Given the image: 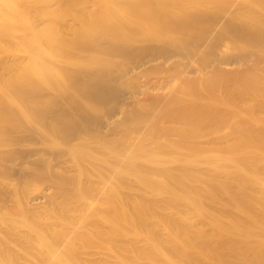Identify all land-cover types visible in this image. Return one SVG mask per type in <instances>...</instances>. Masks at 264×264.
Returning a JSON list of instances; mask_svg holds the SVG:
<instances>
[{
  "label": "bare ground",
  "instance_id": "bare-ground-1",
  "mask_svg": "<svg viewBox=\"0 0 264 264\" xmlns=\"http://www.w3.org/2000/svg\"><path fill=\"white\" fill-rule=\"evenodd\" d=\"M3 1L6 3L0 6V40L2 41V43L0 41V52L4 51V46L7 44L13 50L18 48L17 52L21 57L11 59L14 61V65H17L8 66V78L15 84L13 92L23 104L20 105L18 113L27 123L28 121H37V125L36 128L32 127L33 129H31L28 128L31 126L30 122L28 127L22 126L23 123L19 119L17 121L21 124L16 122L12 108L11 111L6 108V104L11 103V107L16 103L0 90V148H9L4 152L0 149V177L7 174L16 179L15 186L13 185L14 187H10V189L0 186V206L13 204V202L19 204V198L22 199V196L26 194L28 196L25 198V204L34 208L48 204L47 200L51 202L50 205L59 199L61 205H69L70 209L73 207V210H77L76 206H80L81 209L82 206H85L87 210L91 211L90 213L98 214L93 220L95 223L92 224V221L89 220L91 227L94 226V228H90V225L87 228L88 220L84 222L87 214L84 213L86 215L83 218L82 211H79L82 212L81 215L74 212L76 216H73L75 218L81 216L83 224H86L81 228L92 230L89 231L92 232L90 234L86 231L83 233L79 226V229L74 225L75 228L71 227V223L74 221L68 220L69 216L67 217L65 212L64 216L61 213L64 219L59 218L58 220V217L56 219L53 217L55 210H47L49 217L46 213L47 216L44 215L46 220H52L53 217L60 223L65 221L62 226H56L59 229L56 233L54 232L56 227L49 229V226L47 227L42 222L41 218L45 220L44 217L37 216L33 212L35 216L32 215L33 217L29 218V208L26 209L23 205L20 208V213L26 221L22 225L28 228V232L37 233L41 243L40 248L33 251L29 246L30 237L27 238L25 236L28 235L22 233L25 235H23L24 243L21 244L20 241L19 243L24 245L26 255L29 254L28 257H31L32 254L34 257V254L38 253L37 256L35 255V258H39L35 259L38 260L37 264H46L47 258L55 257V250H59L58 247L61 249L59 245L63 243L65 246L66 234L64 233L71 227L75 231L76 228L78 229L77 234L73 229V232L70 230L71 238L74 239V235L80 243L76 240L73 243L72 239L73 246L71 244V247L68 245L69 248H67L66 245L65 252L66 254L72 252L73 255L77 253L76 256L79 254L81 257L83 255L84 259L83 257L79 258L78 255V257L73 256L74 261L70 260L72 257H66L62 262L61 255V258H54L57 264H111L112 259V264H145V262L148 264H195L190 262L191 254L198 255L205 264H264V199L260 197L264 196L261 195L264 194V159H262L264 157L255 160L251 156L253 153L261 156L264 154V151L259 150L261 147L264 149V133L252 130L254 134H243L244 138L240 137L241 135H236L234 136V138L236 137L235 143L240 140L236 146L232 141L233 146L228 144L223 149L218 147L215 149L212 146L209 147V150L206 149L201 153L198 152L195 145L197 141L194 144L193 139L198 136L196 133L203 128H198L201 123L199 121L202 123L206 121L204 119L206 116L202 118L204 120H200L198 114V117L195 114L198 112L191 110L194 115L191 114L190 109L188 110L190 113L184 110L190 106L191 109H194L196 108L194 105L197 104L199 106L198 102L195 103L197 101L195 99H199L208 104L200 103V106L203 104L201 107L205 112L206 109H209L206 108L209 104L216 102L217 99L220 100L217 98V94H214L216 97L213 96L217 98L216 100L213 98L210 100L209 96L211 97L214 91L216 93L222 91L228 98L238 101L240 107L243 104H245L243 107H248L247 105L253 103L258 108H256L259 110L258 113L264 114V0H83L95 4L98 2L100 8L97 12L88 6L85 7L81 0L72 2L66 0L69 5L71 4V8L66 7L68 4L65 6L58 2L49 5L43 0ZM80 13L85 17H78L77 14ZM70 17L73 18L74 25L69 23L68 18ZM32 18L38 22L36 26H42L41 29L33 27L30 23ZM145 23L149 26L147 29L143 28ZM23 31L26 32V35L22 33ZM68 36H71V39L67 38ZM66 48H69L70 51L65 55L61 54L60 51ZM47 65L53 66V69L45 67ZM141 71L147 72L144 79L137 75V72ZM218 72L219 76L220 72L229 75L227 82H223L224 85L221 83L223 87L217 83L221 78L213 79ZM53 79L57 80L58 84L62 83L58 89L52 88L50 82ZM157 81L159 82L157 89H150L151 84H157ZM188 81L195 82L190 85L193 86L192 88L184 87V83H189ZM35 82L45 83V86L38 85L39 88L42 87L39 89ZM134 86L139 87V92L133 90ZM179 94H182L183 97ZM205 98L207 102L204 101ZM221 99L223 100V97ZM90 104L95 109L89 113L85 110L89 108ZM177 104L179 106H176ZM205 105L206 107H204ZM175 106L177 110H180L182 106L184 115L182 110H180L181 113L177 111L171 114L170 108ZM222 109L220 107V110ZM234 109L229 113H234L236 111ZM256 109L254 110L257 111ZM208 111L209 117L207 116L206 119L210 120L212 112ZM177 113L180 114L177 115ZM175 115L179 118H188L193 115L195 116L194 120L197 118L199 120L193 122V117H191L192 121L190 122L193 123H188L187 127L183 125V122V124L180 123ZM118 116L128 122L132 120V126H127L129 130L117 128L120 126L119 122L122 121H118ZM216 116L215 113L211 119L216 121L214 129L218 130L219 121L214 119ZM233 116H237V114H233ZM146 118L151 120L149 125H152V127L150 126L152 129H147L148 131L145 127L142 128V123ZM152 119H154L153 122ZM213 121L211 123L215 124ZM128 122H126L127 125ZM262 125L260 124L261 127ZM213 126L211 125V127ZM132 132H137L138 135H136L137 138L140 135L139 138L132 137L135 139L130 140ZM222 132L225 134V131ZM175 134L182 139L179 143L177 139H172L176 138ZM170 135L172 140L169 138ZM212 135L214 139L216 134ZM219 135L217 137L221 138ZM223 137L225 136L222 135V139ZM31 140L42 142L43 147L45 146L44 150L46 148L50 158L32 159L27 158L26 154L25 157L18 147ZM173 141L175 144H179L175 145L176 147H179L182 142H189L187 144L189 148H184L182 145V149L187 148V150L180 152L182 154L188 151L189 155L186 153L188 160L179 159L185 158V156H176L173 155L174 153L173 157L168 156V151L172 149L180 154L181 147L177 150L172 146L174 143L171 144ZM225 142L223 144H226ZM250 143L255 148L254 151H249ZM115 144H118L117 147ZM153 144L158 146L157 151L154 150ZM90 145L103 146L105 152L94 157L93 154L88 153V150H91ZM218 145L217 143L216 146ZM220 145H222L221 142ZM102 150L104 151V149ZM204 152L207 155V160H201V158H206ZM27 153L30 154L29 150ZM199 153L203 154V157ZM42 155L40 154V156ZM177 157L179 158L177 159ZM172 163L176 165L172 166ZM142 165L149 167L157 176V184L160 183H158V177L167 180L171 190H168V196L160 200L159 204L152 201V206H137L140 210H137L136 206H130L132 212H125L129 215L132 213L131 216L134 215L135 225L138 224L140 231L151 230L150 227L153 225L149 222L151 219L155 220V229L161 227L166 231L163 238L158 235V231L154 233L153 228L151 233L153 232L155 237L158 235L157 239H150L152 234L148 240V248L145 246L146 249L143 247L139 251L137 245L135 246L138 247L137 250L133 249L135 248L132 245L134 236L131 241L133 248L127 239L132 233L127 229L129 215H124L126 216H123L124 218L121 216L123 218L121 226L126 227V229L125 227L122 229V232L127 230L128 233L124 232L120 235L118 232L120 226H117V221L120 218L119 206L112 203L119 208L116 212L108 204V212L105 209L103 210L106 212H103L99 204L109 203L105 202L109 195L119 197L120 199L116 200L118 202H121L122 199L126 200L127 198L123 197H127V193L126 190H123L127 187L129 181L126 182V178L130 175L138 176L134 178H137L138 182H142L139 188L143 191L146 190L145 186L149 183L144 184L143 182L146 183L147 180L142 181L139 175H136ZM57 167L61 168L63 173L61 171L57 173L59 171L56 170ZM257 170L262 172V176L258 174ZM73 172L74 174L70 175ZM44 175L48 176L53 185L49 181L51 186H44L41 178L42 189L27 194V188L29 190L35 188H30L27 183ZM58 177L60 178L58 179ZM48 179H45V176L43 178V180ZM116 181L121 182L120 190L117 188L119 185H116L118 183ZM115 182L116 184H113ZM178 185L185 186L184 190L188 188L187 192L185 193L183 190V193H180V190L178 192V187L182 188ZM149 189L156 191V193L153 192L155 196H163V194H159L158 189L149 187L147 188L148 193ZM165 189L167 188L165 187ZM109 191L111 194L108 195ZM122 192L125 195L122 196L120 194ZM19 193H22L20 197ZM102 193L106 194V199H102L104 201L100 200ZM150 194L153 196L151 192ZM142 195L145 194L142 193ZM50 197H52L51 200ZM124 202L120 203L121 208L129 206V201L128 203ZM72 203L76 206H71ZM215 203L235 210L246 219V222H236L228 216L216 212L213 206ZM134 207L135 212L137 210L140 213H133ZM72 209V212L66 210L71 213V216ZM124 211L123 208L120 210V212ZM164 211H171L173 215L170 218L164 217ZM2 216L1 214L0 222L3 220ZM88 216L92 218L90 214ZM100 220H104L101 222L102 224L108 222V226L100 229L96 226ZM193 220H198L203 224L195 225L198 221L192 222ZM11 222L14 223V221ZM132 223L129 227L131 230L134 229L132 228L134 221ZM7 225L6 228L9 226V229L12 230L9 235L7 234L8 236H12L10 235L13 234L12 232H18L16 231L18 226ZM205 225L211 228L210 231L204 229ZM45 226L49 229L48 231L56 233L55 243L47 242L45 245L44 239L47 231ZM104 229L105 231L108 229V232L104 233ZM62 230H65L64 233ZM96 233L98 234L94 237L96 240L94 238L93 240L98 247L95 246L96 243H93L92 246V240L91 243H87L88 240L87 244H84L86 239L83 238L84 236L90 238V235ZM125 233L127 236L124 235ZM142 234L144 233L141 232V235H138L141 237ZM122 236H125L124 239ZM0 239L2 240V243L0 242V264H27L26 260L29 264L31 259L34 260L33 257L31 259L26 257L22 263L25 257L22 255L23 251L18 250L21 256H17L18 254L16 255L12 250L17 244L13 243L15 244L13 245L12 242L9 244L10 240L8 241L6 233L1 234ZM118 239L120 240L117 241ZM121 239L123 240L121 241ZM142 239L145 238L142 237ZM63 240L64 242H62ZM34 241L36 240L34 239ZM58 242L61 244L58 245ZM89 244L91 245L88 246ZM7 246L9 250H7ZM18 248L20 249V247ZM14 249L16 250V247ZM77 249L81 252L79 250L75 252ZM5 251H11L13 254L9 252V255ZM227 252L233 253V257L229 256ZM92 253L95 254V257L98 254L97 257L102 261L96 260L92 263L90 260V257L93 259ZM20 258H22L21 261ZM30 264H33V261Z\"/></svg>",
  "mask_w": 264,
  "mask_h": 264
},
{
  "label": "rangeland",
  "instance_id": "rangeland-1",
  "mask_svg": "<svg viewBox=\"0 0 264 264\" xmlns=\"http://www.w3.org/2000/svg\"><path fill=\"white\" fill-rule=\"evenodd\" d=\"M43 1H45V2H47L49 5H51V4H56L57 2L59 3V4H64L66 7H68L69 6V8H71L70 6H71V4L69 5V3H67V1L66 0H59V1H54V0H43ZM71 2L73 1V0H70ZM74 1H77V0H74ZM83 3V5L85 6V7H89L91 10H94V11H98L99 10V8H100V6L98 5L99 3L97 2V4H95V3H93V2H90V1H83V0H81ZM4 3H6V2H4L3 0H0V6H2ZM84 14H82V13H80V14H77V16L78 17H82V18H84L85 16H83ZM100 15H102V14H100ZM101 17V16H100ZM69 19V23L71 24V25H74V23H73V18L72 17H70V18H68ZM30 23L33 25V27H35V28H37V29H41L42 28V26L40 27V26H36L37 24H38V22L37 21H35V19H31L30 20ZM144 27L143 28H145V29H147L149 26L147 25V23H145L144 25H143ZM34 29V28H33ZM24 35H26V32H22ZM67 38H69V39H71V36H68ZM1 41V40H0ZM1 43H2V41H1ZM17 50H18V48H16L15 50H13L8 44L7 45H5L4 46V51L3 52H0V90L3 92V93H5L7 96H8V98L10 99V100H12L14 103H16V105H13V106H11L10 107V104L11 103H9V105L8 104H6V108L7 109H9L10 111H11V108H12V110L14 111V112H12L13 113V116H14V119H16V122H18V123H23V124H21L22 126H29V124L31 125V126H29L28 128H31V129H33L32 127H35L36 128V125H37V121L35 122V121H28V123H27V121L24 119V118H22L23 116L22 115H20L19 113H18V111H19V109H20V105H23L22 104V102H21V100H18V98L16 97V95L14 94V92H13V86L15 85V84H13V81H10L9 80V78H8V66H11V67H13V66H16V65H14L15 63H14V61H12V60H14V59H16V58H19V57H21V55L20 54H18V52H17ZM62 51V52H61ZM60 51V53L61 54H63V55H65V54H67L70 50H69V48H66V49H62ZM12 59V60H11ZM17 61H20V60H17ZM16 61V62H17ZM4 66V67H3ZM45 67H47V68H51V69H53V66H50V65H47V66H45ZM3 68V69H2ZM138 74V77H140V78H145V76H146V73H145V71H141V72H137ZM217 74V73H216ZM220 76H219V72H218V74H217V76H215L214 75V77H213V79L215 80V77H217V79H220L221 78V80L220 81H217V83L221 86V83H226L227 82V77H229V75H227L226 73L223 75L221 72H220ZM142 76V77H141ZM225 77V78H224ZM143 78V79H144ZM12 80V79H11ZM16 82V81H15ZM189 83H184V87L185 88H192L193 86H190V85H192V84H195V82H193V81H188ZM17 83V82H16ZM36 84H37V87H38V85L39 86H41V85H44L43 83H41V82H35ZM224 83H223V85H224ZM18 84V83H17ZM50 84L52 85V88H54V89H58L59 87H60V85L62 84V83H60L59 82V84H58V81L57 80H55V79H53V80H51V82H50ZM187 85V86H186ZM223 85L221 86V87H223ZM45 86V85H44ZM43 86V87H44ZM159 86V82L157 81V84H151V87H150V89H152L153 90V88H156V87H158ZM189 86V87H188ZM39 88V87H38ZM40 88H42V87H40ZM39 88V89H40ZM137 89V90H136ZM157 89V88H156ZM133 90H135V91H138L139 92V87L137 88V86H134L133 87ZM178 94V93H177ZM214 94H217V98H220V100L219 99H217V98H215L216 97V95H214ZM180 96H182L183 97V95L182 94H179ZM178 95V96H179ZM179 96V97H180ZM213 96H215V97H213ZM181 97V98H182ZM223 97V100L221 99ZM210 98H213L214 100H216L217 99V101L216 102H213L212 104H209V106H207L206 107V105H208V104H206L205 102H203V101H201V100H199V99H195V100H197V101H195V103H199V106H198V104L197 105H194V107L196 106V108H197V106H198V108H199V110H198V108H197V111L195 110L196 108H194V109H191L190 107V102L188 103V105L190 106H187V107H189V108H185L184 110H185V112L187 111V113H190L191 112V114L193 113L192 111L194 110L195 112H198V113H195L196 114V116H197V114H198V118H201L200 120H206V121H204L203 123H202V121H199V122H201L200 123V125H199V127L198 128H200V127H203V128H201L200 130L201 131H199L200 133H201V136H200V133L199 132H197L196 134H198V136L197 137H195V139H193V141H194V144L196 143V141H197V143L195 144L196 145V147L198 148L197 150H198V152H201V153H203L202 151H206V149H208L209 150V147H218V148H220V149H223V148H226L227 146H228V144H229V146H233V144L235 143V138H234V136H240V137H243L244 138V135L243 134H254L253 132H252V130H257V131H255V132H262V133H264V131H261V129H264V125H262V124H264V119H262V118H264V117H262V116H264V114H262V113H258V111L259 110H257L258 108L257 107H255L254 105H253V103H247V104H249V105H247L248 107H243L245 104H243V106L241 105V107L239 106L240 105V103L238 102V101H236L235 99H231V98H228L227 96H225V94L221 91V92H219V93H216V91H214V93H212V95H211V97L209 96V99ZM228 100H227V99ZM224 99H225V101H224ZM211 100V99H210ZM219 100V101H218ZM200 101V102H199ZM204 101H206L207 102V99L205 98V100ZM224 101V102H223ZM193 102V101H192ZM201 102H203V104L205 103L206 105L204 106V107H206V108H209V109H206V111L204 112V110H202V107L201 106H203V104L200 106V103ZM221 103V104H217V103ZM226 103L225 105L223 104V103ZM236 102V103H235ZM216 103V104H215ZM185 104V103H184ZM184 104H182V105H184ZM192 104V103H191ZM230 104V105H229ZM236 105V106H235ZM253 105V106H252ZM176 106H179L178 104L176 105ZM175 106V107H176ZM213 106V107H212ZM231 108H230V107ZM88 107L89 108H87V110H85V111H89V113L90 112H93L94 111V109H95V107L93 108L92 107V105L90 104V105H88ZM91 107H92V109H91ZM175 107H171L170 109V113L171 114H173V113H175V112H177V111H180V110H182V113L184 112L183 111V109H182V106L180 107V110H177V107L175 108ZM204 107H203V109H204ZM218 107V108H217ZM220 107H221V109L222 108H226V109H228L227 111H225V110H220ZM234 107H235V109H234ZM239 107H240V110H239ZM243 107V108H242ZM253 107H254V109H256L257 111H255L254 109H253ZM15 110H14V109ZM179 108V107H178ZM211 108V109H210ZM212 108H214L213 110H212ZM216 108V109H215ZM232 110H230V109ZM247 110H246V109ZM91 109V110H90ZM190 109V110H189ZM218 109H219V111H218ZM233 109L234 110H236L234 113H229V111L230 112H233ZM249 109V110H248ZM93 110V111H92ZM188 110L190 111V112H188ZM192 110V111H191ZM208 110H211V112H212V115L214 116V114L216 113L217 114V116L214 118L215 120H217V121H219L218 122V124H217V129L218 130H215L214 129V127H215V125H216V121L214 122L212 119H213V117H212V115H211V117H210V120H208V118L206 119V117L208 116L209 117V113L208 112H210V111H208ZM200 111V112H199ZM203 111V112H202ZM208 111V112H207ZM184 112V113H185ZM14 113H15V115H14ZM180 113H181V111H180ZM180 113H177V115H179ZM184 113H183V115H184ZM194 114V113H193ZM194 114V115H195ZM200 114V115H199ZM233 114L234 115H236L237 114V116H233ZM242 114V116H240ZM261 114H262V116H261ZM18 115H20V116H18ZM189 115V114H188ZM188 115H187V117H188ZM238 115H239V117H238ZM176 116V115H175ZM206 116V117H205ZM16 117V118H15ZM18 117V118H17ZM177 117V116H176ZM191 117H193V122H195L196 120H199L197 117V119L196 120H194V118H195V116H193V115H190L188 118H183V117H180V118H183V119H180L179 117H177V120L178 121H180V123H182L183 125H185V126H187L188 127V125L189 124H191V123H193V122H190V121H192V119H191ZM205 117V118H204ZM21 118V119H20ZM122 117H117V119H118V121H121V122H119L120 123V126L119 127H117V128H119L120 130H129V128L128 127H131L132 126V120H131V122L129 121H125V119L124 118H122ZM159 118H161V117H159ZM159 118L157 119L158 121H159ZM202 118H204V119H202ZM212 118V119H211ZM218 118V119H217ZM19 119V121H17ZM120 119V120H119ZM124 119V120H123ZM149 118H146L144 121H143V123H142V128H146V130L147 129H149V130H151L152 128V125H149V123H151L150 121V119L148 120ZM162 119V118H161ZM191 119V120H190ZM261 120H262V123H261ZM154 121V119H152V122ZM157 121V123H159ZM211 121H213L215 124H213V123H211ZM26 122V123H25ZM126 122H128V125L126 124ZM161 122H162V120H161ZM156 123V124H157ZM189 123V124H188ZM27 124V125H26ZM144 124H145V126H144ZM260 124L262 125V127L260 126ZM126 125V127H124ZM130 125V126H129ZM147 125V126H146ZM158 125V124H157ZM161 125H163V124H161ZM160 125V126H161ZM211 125H214L213 127H211ZM128 126V127H127ZM151 126V127H150ZM210 126V127H209ZM124 127V128H123ZM207 127V128H206ZM121 128H123V129H121ZM127 128V129H126ZM211 129V130H209V129ZM203 129V130H202ZM221 130V131H220ZM148 131V130H147ZM211 131H213L212 133H210L211 134V136H209L210 134H209V132H211ZM222 131H225V134H227V135H225V134H223V132ZM221 133V134H220ZM133 134H135V135H133ZM138 135V133L137 132H132V133H130V135H132L131 136V138H130V140H134L135 138H132V137H136V139H138L139 138V136H138V138H137V135ZM173 134V133H172ZM212 134H216L215 136L216 137H214V139L212 138L213 137V135ZM220 134V135H219ZM239 134V135H238ZM246 134V135H247ZM204 135V136H203ZM220 136L221 138H218L217 136ZM222 135H224L225 137H223V139H222ZM174 136V135H173ZM175 136H176V134H175ZM228 139H230V140H228ZM110 138V137H109ZM170 139L172 138V136L170 135V137H169ZM217 140H216V139ZM232 138H234L233 140H232ZM238 138V137H237ZM111 139V138H110ZM173 140H175V139H177L178 140V143H179V141H181L182 139H180V138H178L177 136H176V138H172ZM171 139V140H172ZM219 139V140H218ZM222 141H221V140ZM227 139V140H226ZM1 140V139H0ZM113 140V139H112ZM191 140V139H190ZM32 141V142H31ZM30 142H27V143H25L24 142V144L22 143L19 147H18V149L23 153V155L26 157V155H27V158L28 157H30V158H32V159H37L38 157L39 158H41V159H47V158H50L48 155V153L46 152L47 150H46V148H45V150H44V147H43V144H42V142H40L39 143V141L38 140H31ZM38 141V142H37ZM170 141V140H169ZM192 141V140H191ZM210 141H211V143H212V145H211V143H210ZM221 142V144L222 145H220V142ZM226 143V144H223L224 142ZM232 141H234V143H232ZM1 142V141H0ZM175 142H177V141H175ZM229 142V143H228ZM237 142H238V140H237ZM236 142V143H237ZM239 142H240V140H239ZM239 142H238V144H239ZM171 143V142H170ZM174 143V141L171 143V144H173ZM177 143V144H178ZM189 142H182V144L179 146V147H181L182 145L184 146V148L185 147H187V148H189L188 146H187V144H188ZM219 144L218 146H216V144ZM232 145H231V144ZM234 144L235 146L237 145V144ZM128 144H129V142H128ZM170 144V145H171ZM177 144H173L172 146H174L177 150H178V148L179 147H176L177 146ZM117 145L118 144H115V147H117ZM124 145H126V144H124ZM176 145V146H175ZM179 145V144H178ZM215 145V146H214ZM227 145V146H226ZM91 147V150H88V153L90 154V155H92V156H94V157H96V156H99L100 154H102L103 152H105V147H103V146H99V145H96V146H94V145H90ZM99 146V147H98ZM120 146V145H119ZM150 146H152V145H150ZM182 146V147H183ZM208 146V147H207ZM221 146V147H220ZM42 147V148H41ZM96 147V148H95ZM153 147H154V150H158V146L157 145H155V144H153ZM152 147V148H153ZM182 147H181V150H179V153L180 152H184L183 150H187V148L186 149H182ZM249 151H254L255 150V148H253L252 146H251V143H250V145H249ZM252 147V148H251ZM93 148V149H92ZM101 148V149H100ZM149 148H151V147H149ZM218 148H215V149H218ZM1 150H2V152H4L5 150L7 151L9 148L8 147H3V148H0ZM23 149H24V151H23ZM26 149H27V152H28V150H29V153L30 154H28L27 152H26ZM102 149H104V151L102 150ZM180 149V148H179ZM40 150V151H39ZM152 150V149H151ZM172 150H173V152H172ZM172 150H170V151H168V156L170 155V156H172L173 157V155H176V156H178V155H183V156H185V158H182L181 156H179V157H181V158H179V157H177V159L179 158V159H184V161L185 160H188V158H186V157H188V151H185L186 153H180V154H178V151L176 152L175 151V149H172ZM207 150V152H209ZM259 150H262V151H264V149H262V147L261 148H259ZM39 151V152H38ZM43 153H42V152ZM101 151V152H100ZM149 151H150V149H149ZM156 151H154V152H156ZM224 151V150H223ZM38 152V153H37ZM176 152V153H175ZM99 153V154H98ZM174 153V154H173ZM259 153V152H258ZM261 153V152H260ZM26 154V155H25ZM40 154L42 155V156H40ZM173 154V155H172ZM200 154V153H199ZM206 153L204 152V155H205ZM262 154V153H261ZM201 155V154H200ZM203 155V154H202ZM201 155V157H203ZM209 155V154H208ZM257 155H259V156H257ZM252 154L251 156L255 159V160H260V158L261 157H264V154H262V156L260 155V154ZM206 156V158L204 157V158H201V160L203 159V160H207L208 158H207V155H205ZM175 157V156H174ZM259 157V158H258ZM174 159H176V158H174ZM211 159V158H210ZM250 159H252V158H250ZM262 159H264V158H262ZM205 162H207V161H205ZM172 166H175L176 164H171ZM59 171H58V170ZM141 170V172H140V170ZM138 169V172H139V174H137L136 173V175H139V178L142 180V181H146V183L145 182H143L144 184H147V183H149V184H151V185H146L145 187V189L146 190H144L143 191V189H141V188H139L140 187V184L142 183L141 181H137V178H134V177H138V176H133V175H130V176H128L129 177V179H128V177L126 178V182L127 181H129L130 182V180H132L131 182H132V184H131V182L129 183V182H127V187H126V189H122L123 191H125L126 190V193H127V197H123L124 199L125 198H127L126 200H124L123 201V199H122V201L121 202H124V203H128V201H129V203H128V205L129 206H127L126 205V208H125V206L124 207H122L123 208V211L124 210H126V211H124V212H120V210L122 209L121 208V202L119 201H116V200H119L120 198L119 197H114V196H111V195H109V194H111L110 193V191H109V193H108V195L109 196H107V199H106V194L104 195L103 193L100 195V200H102V199H106L105 200V202L107 201V202H109V203H100L99 205L101 206V209L103 210V209H105V210H107V206H109L108 204H110L111 205V207L112 208H114V210H116V212H117V210H119V208H120V210H119V214H120V218L118 219V221H117V226L119 227V234L120 235H122L124 232H127V230L126 231H124V232H122V229L125 227V226H121V224H123V218L124 217H126V216H128L129 215V213L127 214V213H125V212H129V211H131L132 212V206H140V207H142V206H144V205H150V206H152L153 204H151V203H158L159 204V201L160 200H163L165 197H167L168 196V194H169V191L171 190V186H170V184L169 183H167L168 181L167 180H163V178H157V180L159 179V181H158V183L159 184H157V181H156V175H154V173H153V171H151L150 170V168L149 167H147V166H141L140 168ZM56 170L58 171L57 173H60V171L62 172V170H61V168L59 169L58 167L56 168ZM55 170V171H56ZM64 171V170H63ZM257 172H259V170H257ZM63 173V172H62ZM71 173V172H70ZM140 173H142V174H140ZM152 175H151V174ZM262 173V172H261ZM260 172L258 173L259 175L261 174ZM74 174V172L72 173V174H70V175H73ZM151 175V176H150ZM45 176V179H48V176H46V175H44ZM44 176L43 177H39V178H37L38 179V181H37V179H33V180H31V181H29L27 184H28V186L31 188H34V189H28L27 188V190H28V192H26L27 194L28 193H32V192H34V191H39V189L41 190L42 189V187H43V182H44V186L45 185H50L52 182L50 181V179H48V180H43V178H44ZM132 176H133V178H132ZM261 176H262V174H261ZM8 177V178H7ZM11 175H7V174H5L4 176H2V177H0V186H1V188H5V189H10V187L12 188V187H14L15 186V184H16V179L14 178V177H12ZM143 177V178H142ZM149 177V178H148ZM150 177H153V178H150ZM41 178H42V181H40L41 180ZM60 177H58V179H59ZM92 178V177H91ZM95 179V178H94ZM135 179V180H134ZM145 179V180H144ZM151 179H153L152 181H153V183H150V182H152V181H150ZM93 180V179H92ZM162 180V181H161ZM6 181V182H5ZM46 181V182H45ZM49 181L51 182V183H49ZM165 181V182H164ZM2 182V183H1ZM39 182V183H38ZM48 182V184H46ZM116 182H118L117 184H116ZM115 183H113V184H116V185H119V187H117L118 188V190H120L121 189V182H119V181H116ZM155 182V183H154ZM41 183V184H40ZM138 183V184H137ZM38 184H39V186H40V188H39V186H38ZM155 184V185H154ZM162 184V185H161ZM182 184V183H181ZM14 185V186H13ZM52 185H53V183H52ZM159 185V186H158ZM51 186V185H50ZM112 186V185H111ZM178 186H182V188H180V187H178V192H179V190H180V193H183L182 192V190L186 193L187 192V190H188V188H186L185 190L183 189L185 186H183V185H178ZM61 187V186H60ZM59 187V188H60ZM113 187V186H112ZM115 187V186H114ZM115 187V188H116ZM155 188V190H157L158 192H159V194L161 193V194H163V196L162 195H159L160 197H158V195L157 196H155L154 195V193H156V191L154 192V190L153 189H149V191L153 194V196L150 194L149 195V193H148V190H147V188ZM158 187V188H157ZM165 187L167 188V189H165ZM62 188V187H61ZM136 188H137V190L139 191H137L136 190ZM160 188H162V189H160ZM177 188V187H176ZM180 188V189H179ZM173 189H175V188H173ZM143 192H142V191ZM152 190V191H151ZM164 190V191H163ZM169 190V191H168ZM177 190V189H176ZM138 192V194H137V192ZM147 193H146V192ZM166 191H168V192H166ZM118 192H120V191H118ZM129 192V193H128ZM144 193L145 195H142V193ZM154 192V193H153ZM139 193H141L140 195H139ZM21 194L22 193H19V197L21 196ZM119 194V193H118ZM120 194H122V196H123V194L125 195V193L124 192H122V193H120ZM26 194H24L22 197L24 198H19L20 200V202H19V204H18V202L17 203H14L13 202V204L11 205L10 203L8 204V205H1L0 206V216H1V214L3 215L2 216V219L3 220H1L2 222H0V235L1 234H5L6 233V236H7V238H8V241L10 240V242H8L7 240H5V239H3V240H5V242H8L9 244H11V242H12V244L13 243H15V244H17V246L15 245V244H13V245H15V247H16V250L14 249L15 247L13 246V245H11V247H14L12 250L14 251V253L17 255V256H21V254H19V252L20 251H18V250H22L23 251V254L22 255H25V257L23 258L24 260H22V258H20V261L22 260V263L26 260V257H28L29 256V254L28 255H26V253H25V251H24V245H20V243L21 244H23L24 243V239L23 238H25V237H27V238H29L30 237V244H29V246H31V249L34 251H36L37 249H39L40 247V238L39 237H37L38 236V234L37 233H35V232H28L27 231V227L26 226H24V225H22V224H24L25 223V221H26V219H24V217L22 216V214L20 213V208L21 207H23V205H25L24 206V208H26V209H28L29 208V212H28V215L30 216L29 218H31V217H33L32 215H37V216H42V217H44V215H46V213H48L47 215H48V217H49V212L47 211V210H55L54 211V214H55V216H53V217H55L54 219H56L57 217H58V220H59V218H61V220L62 219H64V217H62V216H64L65 215V213H66V215H67V217H65V218H67L68 220L70 219V221H71V219H72V221H74V222H72V223H74V224H72L71 223V227L74 225L75 227H82V226H86V224L88 225L87 226V228H89V225H90V222L93 224V223H95V222H93V220L95 219V217L98 215L96 212H93V214L92 213H90L91 211H89V210H87L86 208H85V206H82V209H81V207L79 206H76L75 204V206L77 207V210H73L72 208V210H73V214H72V216H71V213L70 212H66V210H69V211H71V209L69 208V205H65V206H63V205H61L60 204V202L61 201H59V199L56 201V202H54L53 204H50L49 205V203H51L49 200H47L48 201V204H46V205H42L40 208L38 207H36V208H34V207H32V206H30V205H27V204H25L26 202H24L25 201V198L28 196V195H26ZM113 195V194H112ZM116 195V194H115ZM148 195V196H147ZM261 195H264V194H261ZM52 196V195H51ZM54 196V195H53ZM105 196V197H104ZM118 196V195H117ZM121 196V195H120ZM140 196V197H139ZM142 196H143V198H142ZM147 198H146V197ZM162 196V197H161ZM260 196V195H259ZM111 197H113L112 199H110ZM149 197H150V199H149ZM258 197V196H257ZM262 199H264V196H260ZM259 197V198H260ZM51 198L52 197H50L49 199L51 200ZM131 198V199H130ZM54 199V198H53ZM148 199V200H147ZM153 199V200H152ZM155 199H156V201H155ZM159 199V200H158ZM104 200H102V201H104ZM133 200V201H132ZM53 201V200H52ZM153 201V202H152ZM133 202V204H131ZM45 203H46V201H45ZM44 203V204H45ZM112 203H116V205H118L119 206V208L118 207H116V205H113ZM124 203H122L123 205H125ZM134 203H136V204H134ZM139 204V205H138ZM15 205V206H14ZM73 205V203L71 204V206H74ZM106 205V206H105ZM131 206V207H130ZM214 206V209H215V211L216 212H219V213H221V214H224L225 216H228L231 220H234V221H236V222H240V223H245L246 222V219L243 217V216H241L238 212H236L235 210H233V209H231V208H228L227 209V207H223V206H220V205H218V204H214L213 205ZM16 207H18V208H16ZM84 207V208H83ZM9 208V209H8ZM54 208V209H53ZM61 208V209H60ZM125 208V209H124ZM139 207H137V210H140V208L138 209ZM224 208H226V209H224ZM6 209V210H5ZM14 209V210H13ZM17 209V210H16ZM63 209V210H62ZM74 209H75V207H74ZM83 209H86V210H83ZM61 210H62V212H61ZM137 210H136V212H137ZM15 211H16V213H15ZM31 211V212H30ZM79 211H82L83 212V214H82V212H79ZM33 212H34V214H33ZM42 212H44V213H42ZM52 212V211H51ZM65 212V213H64ZM72 212V211H71ZM74 212L75 213H77V215H81L82 214V217L84 218V216H85V218L84 219H86V220H84V222H86L87 220V222H86V224H83L84 222H82V217L81 216H79L78 218L81 220H77L78 218H75L74 216H76V214L74 215ZM79 212V213H78ZM103 212H106V211H104L103 210ZM107 212H108V210H107ZM136 212H135V207H134V212L133 213H135L136 214ZM166 214H165V213ZM163 213V215H164V217H167V218H170L173 214H171L172 212L171 211H164ZM31 213V214H30ZM61 213H62V216H61ZM63 213H64V215H63ZM68 213V214H67ZM84 213H86V214H84ZM137 213H140L139 211L137 212ZM15 214V215H14ZM43 214V215H42ZM91 215L92 216V218H89L90 216H88V215ZM105 214V213H104ZM132 214V213H131ZM131 214L128 216V218H127V220L129 221V227H131L130 225L131 224H133L132 223V221H134V225H133V227L132 228H134L135 229V231H134V229H130L128 226V228L127 229H129L130 231H132V233H131V235L129 236V238H127L128 240H129V243H130V245L132 244V242H133V246L135 247L136 245L139 247H137L138 248V250L140 251V250H142V249H140V248H145L146 249V247L145 246H147V248H148V240H150V239H154V238H156L157 239V237H158V235H160L161 237H165V235H166V231L164 230V229H162L161 227L160 228H154V224H155V220H153V219H151V220H149V222H150V224L152 223L153 225L150 227V229L151 230H142V231H140V230H138L139 229V226H138V224H136L135 225V223H136V220H134V215H132L131 216ZM227 214V215H226ZM34 215V216H35ZM46 215V216H47ZM74 215V216H73ZM124 215H126V216H124ZM166 215V216H165ZM168 215V216H167ZM88 216V217H87ZM123 218H122V217ZM39 217V218H40ZM50 217H51V215H50ZM53 217H52V220L50 219V218H48V219H50V220H46V218L44 217V219L45 220H43V218H41L42 219V222H44L45 223V225L49 228V229H51V228H53V227H58L59 225H63L64 224V222L65 221H61V223L60 222H58V220H54L53 219ZM87 217V218H86ZM129 217H131V218H129ZM243 217V218H242ZM15 218V219H14ZM6 219V220H5ZM66 220V219H65ZM77 220V221H76ZM89 220H91L90 222H89ZM110 220H111V218H110ZM153 220V221H152ZM4 221H6V222H4ZM11 221H14V223L13 222H11ZM23 221V223H21ZM67 221V220H66ZM104 221V220H103ZM102 220H100L98 223H96V226H98L100 229H103V228H105L106 227V225L108 224V222H105L106 224H102L101 222H103ZM122 221V223H120ZM196 221H198V220H196ZM196 221H192V222H196ZM4 222V223H3ZM10 222V223H9ZM6 223V224H5ZM43 223V224H44ZM80 223H82V224H80ZM89 223V224H88ZM100 223H101V225H100ZM200 222L198 221V223H195V225H201V224H203V223H200ZM2 224V225H1ZM9 224H13V225H15V226H18L17 228V230L16 231H18V232H12L13 234L15 233H17L16 235L18 236V238L16 237V235H13V234H10V235H12V236H8L9 235V233H11L10 232V230L11 229H9V226L8 225ZM20 224V225H19ZM118 224H120V225H118ZM194 224V223H193ZM6 225L8 226L7 228H6ZM2 226V227H1ZM20 226H22V227H20ZM45 226V227H46ZM61 226H60V229H61ZM73 226V228H75ZM84 226V227H85ZM92 225H90V228H94V226L93 227H91ZM108 226V225H107ZM19 227H20V230H21V232H20V230H19ZM47 227H46V229H47ZM56 227V228H57ZM69 228L71 231H72V229L73 228ZM79 227H78V229H79ZM156 227H159V226H156ZM207 229H206V228ZM6 228V229H5ZM25 228V229H24ZM83 228V227H82ZM81 228V230L83 231V233H85V231L87 232V233H90V234H92V232H89V231H92L91 229L90 230H88V229H86V230H83ZM154 228V229H153ZM209 228V229H208ZM4 229V230H3ZM49 229H47V231L45 232V236H46V238L48 239H44V242H45V245H46V243L47 242H49V243H51V244H53V243H55V239H56V237H55V234L57 233V231L59 230L58 228L57 229H55L54 228V232H56V233H54L53 231H48ZM77 228H76V231H75V229H73L74 230V232H75V234H77L76 232H77V230H78ZM85 229V228H84ZM125 229H126V227H125ZM154 231H153V230ZM204 229L205 230H208V231H210V227H208V225H205L204 226ZM5 230H6V232H5ZM22 230H23V232H22ZM70 230H62V233H64V231H65V233L64 234H66V236H65V242H64V240L62 241V242H64L65 243V246L63 245V243L61 244V242L59 243H57L58 245L59 244H61V245H59V246H61V249H60V247H58L57 249H59V250H55V254H54V252H53V254L55 255V257L56 258H61V257H63L62 258V262H63V259L64 258H66V257H72V258H70V260L71 259H73V261L75 260L74 259V257L73 256H76V254L77 253H75V255H73L72 254V252H68V251H70V250H68L67 252V254H66V250H67V248H69V247H71V246H73V243H75L76 241H79V240H77L76 239V237L73 235V237H74V239L73 238H71V236H72V233H71V231ZM108 230V229H107ZM106 230V231H107ZM12 231V230H11ZM80 231V230H79ZM106 231H105V229H104V233H106ZM129 231V232H130ZM151 231H153L154 233L155 232H157L158 233V235L155 237V235H154V233L152 232L151 233ZM1 232H3V233H1ZM48 232V233H47ZM50 232H52V233H50ZM68 232V233H67ZM71 234H70V233ZM73 232V231H72ZM101 232V234H102V231H100ZM99 232V233H100ZM108 232V231H107ZM133 232H135V233H133ZM141 232L142 233H144V234H142V236L140 237V235H141ZM148 232V233H147ZM160 232H161V234H160ZM21 233V235H19ZM22 233H24V234H27L28 236H25L24 234H22ZM31 233H33V234H31ZM81 233V232H80ZM93 233H95V232H93ZM128 233V232H127ZM156 233V234H157ZM8 234V235H7ZM35 234H37V235H35ZM44 234V233H43ZM74 234V233H73ZM130 234V233H129ZM135 234V235H134ZM138 234H140V235H138ZM153 234V235H152ZM23 235L25 236V237H23ZM34 235V236H33ZM71 235V236H70ZM88 235V234H87ZM96 235H98L97 233L96 234H93V235H90L91 237L89 238V236H88V238L86 237V236H84L83 238L85 239V242H84V244H87V243H89L91 240H92V246H93V243H96V242H94V240H93V238L96 236ZM125 236H127L126 235V233L124 234ZM152 235V236H151ZM15 236V237H14ZM32 236V237H31ZM124 236V237H125ZM133 236H134V238H133ZM145 236V237H144ZM150 236H151V238H150ZM2 237V236H1ZM37 237V238H36ZM55 237V238H54ZM123 237V236H122ZM124 237H123V239H124ZM142 237L143 238H145V239H142ZM163 237V238H164ZM6 238V237H5ZM20 238V239H19ZM33 238V239H32ZM66 238H67V240H66ZM98 238H99V236H98ZM97 238V239H98ZM118 238H120V237H118ZM138 240H137V239ZM150 238V239H149ZM2 239V238H1ZM0 239V242L2 241ZM34 239L36 240V241H34ZM72 239H73V241H72ZM95 239V238H94ZM123 239H121V241L123 240ZM126 239V240H127ZM134 239V240H133ZM162 239V238H161ZM22 240V241H21ZM76 240V241H75ZM89 240V241H88ZM96 240V239H95ZM120 239H118L117 241H119ZM133 240V241H132ZM17 241V242H16ZM19 241H20V243H19ZM32 241H34L33 243H32ZM88 241V242H87ZM132 241V242H131ZM135 241H137V242H135ZM4 242V243H5ZM71 242V243H70ZM73 242V243H72ZM87 242V243H86ZM145 242H147L146 244H145ZM2 243V242H1ZM7 243V244H8ZM78 243V242H77ZM79 243H80V241H79ZM82 244H83V242H81ZM91 243V242H90ZM135 243V244H134ZM138 243V244H137ZM35 244H37V245H35ZM44 244V243H43ZM72 244V245H71ZM83 244V245H84ZM49 245V244H48ZM66 245H67V248H66ZM68 245H69V247H68ZM71 245V246H70ZM91 244H89L88 246H90ZM131 245V247L133 248V246ZM78 246H79V244H78ZM82 246V245H81ZM95 246H97V243L95 244ZM8 247V246H7ZM9 247H10V245H9ZM9 247H8V249L7 250H9ZM18 247H20V249L18 248ZM80 247V246H79ZM78 247V248H79ZM83 247V246H82ZM84 247H87V246H84ZM98 247V246H97ZM74 248H76L75 246H74ZM137 248L135 247V248H133V249H136L137 250ZM11 249V248H10ZM72 249V248H71ZM81 249V248H80ZM11 250V251H12ZM61 250V251H60ZM78 250L79 249H77V250H75V252L77 251L78 252ZM82 250V249H81ZM81 250H79V252H81ZM11 251H7L8 252V254H9V252L11 253ZM18 253H17V252ZM22 251H21V253H22ZM72 251V250H71ZM6 252V251H5ZM6 252V253H7ZM38 252H39V250H38ZM74 252V251H73ZM228 254H229V256H232L233 255V253L231 254V252H227ZM4 255H5V253H3ZM7 254V255H8ZM11 254H13V252L11 253ZM37 254L38 253H36V254H34V257H33V255L31 254L30 256L31 257H28V258H32L33 257V259L34 260H32L31 259V261L30 262H32L33 261V264H37V262H38V260H35V259H37L38 257H36L35 258V255L37 256ZM94 253H92L91 254V256H93V259L90 257V260L92 261V263L93 262H96V260L97 261H102L100 258H98L97 257V255H96V257H97V259H95L96 257H95V254L93 255ZM10 255V254H9ZM62 255V256H61ZM79 255V254H78ZM78 255L76 256V257H78ZM39 256V255H38ZM61 256V257H60ZM85 256V255H84ZM90 256V255H89ZM101 256V254L99 255V257ZM54 256H51V257H48V258H50L49 260H48V258H47V263L46 264H57V262H56V260L54 259L55 258ZM75 257V258H76ZM81 256L79 255V258H80ZM82 257H83V255H82ZM81 257V258H82ZM95 257V258H94ZM233 257V256H232ZM27 258V259H28ZM78 258V259H79ZM86 258V257H85ZM106 258V257H105ZM196 258V259H195ZM200 257L198 256V255H196V254H191L190 255V262H194L195 264H205V262L203 261V260H200L199 259ZM39 259V258H38ZM53 261H52V260ZM68 259V258H67ZM83 259H84V257H83ZM88 259V258H87ZM104 259V258H103ZM65 260V259H64ZM82 260V259H81ZM89 260V261H90ZM113 260V259H112ZM110 261V259H109V261H110V263L112 264L113 263V261ZM19 261V262H20ZM29 261V260H28ZM35 261H36V263H35ZM68 261V260H67ZM79 262H80V260H78ZM90 261V262H91ZM30 262H29V264H30ZM66 262V261H65ZM64 262V263H65ZM70 262V261H69ZM69 262H67V263H69ZM87 262V261H86ZM201 262V263H200ZM26 263L28 264V262H27V260H26ZM71 263V262H70ZM73 263V262H72ZM74 263H76V262H74ZM149 263H151V262H149ZM21 264V263H20ZM83 264V263H82ZM86 264V263H85ZM109 264V263H108ZM145 264H148V263H146L145 262ZM153 264V263H152Z\"/></svg>",
  "mask_w": 264,
  "mask_h": 264
}]
</instances>
